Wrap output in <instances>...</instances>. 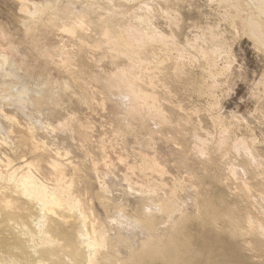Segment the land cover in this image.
<instances>
[{"label":"rangeland","instance_id":"1","mask_svg":"<svg viewBox=\"0 0 264 264\" xmlns=\"http://www.w3.org/2000/svg\"><path fill=\"white\" fill-rule=\"evenodd\" d=\"M60 1L59 0H54V1L53 0H0V34H1L0 35V37H1V39H0V58L2 59V60L0 59V62L2 61L0 63V110L2 111L1 112L2 114H0V143H1L0 144V155H1V153H3L4 156L8 155V157H10L13 160L14 158H12V157H15V154H14L15 152H13V149H16L18 147V145H16L18 143L16 141L17 137L23 136L26 133V131L28 130L27 128L32 129V132L35 131L33 129L36 128V131L33 134L34 138H35V136H36V138L40 137L38 139L35 138L37 141H39L41 139L38 142V144H40V142H42V144H45L44 146L45 147L47 146V148H50V150L44 149L45 152L44 153L41 152V153L45 157L44 158L42 157V159H41L39 157L40 155L42 156L41 153H40V155L37 156V155H35V153L30 152L29 151L30 147H28L29 150L27 149L24 151V153L26 155V156H23V158L26 157V158H24V160L31 162V161H34L36 159V157H39L41 160L39 158H37V159H38V161L39 160L41 161L40 164L41 163H44V164L43 165L41 164L42 165L41 166L38 161H34V162H36V164H37L36 170L40 173V170L42 172L45 169V167L48 165L47 163H45V161L48 159L51 160L50 151L52 150V152H55V151L58 152L61 149L60 151H62V152L60 154H62L65 161L66 162L70 161V163L72 165L80 168L82 176L83 177L86 176L85 179L89 178L91 180V183H92V180L93 181L95 180L96 183H94V182L93 183L96 184L97 187H99V185L104 186V187H102V189H104V190H102L101 193L98 192L99 195L105 196V198L101 197V199H103V201L105 202V204L107 205L108 208H110V206H112V208L115 207L114 208L115 211H114V209H111V208L109 209L112 212L111 211L109 212L108 209H105L106 215L109 213L108 216L110 217L111 220L113 218H115L116 216L122 217L121 219H117V220L119 222L121 221L125 225H126L125 221H128L129 220L128 218L132 217L130 215H134V210H135L134 208H136L138 206L139 202L142 201L141 199L145 197L144 195L148 194V196H146V198L143 199V201H147V204H149V208H150L149 211H151V208L154 209L158 197H164L165 194H168L173 189H174L175 193L177 194V195L176 194L175 195L178 196V197H175L177 200L181 199L184 201V199H186V201L188 200L187 202H189L191 198H192L191 201H193V199H194L193 197H195V191H196V193L200 192V190L202 188L201 186H203V185H205L204 186L205 189H207V188L211 189L210 191L207 189L210 193L211 192L212 193L221 192L223 195L226 196V199L229 202H232V201L235 202L237 199H240V200L242 199V201H243V198H244L243 194L245 197L248 196V197H246V199H248V201L250 200V202H249L250 204L248 206L250 208L248 209V207H245L242 205L244 208V211H249L250 209H253V207L257 205L256 207H254L253 210H250V212L252 213V211H253L252 216L255 219L256 218L258 219L259 216L261 215L259 220H261V219L264 220V214H260L262 212L264 213V207H263L264 206L263 205L264 204V199H263L264 198V52H261V50H258L255 47L253 41L246 35V33H245V31H244V29H243V27L239 21L235 20V25H232L230 22L225 20L223 15L226 13V11H228V9H226L228 7H225L226 6L225 5L223 8L224 4L220 3V0H169V1L168 0H166V1L165 0H148L151 5L153 4V6H152L153 10L155 9L154 14H153L154 16L152 19L153 22H155V23H153V24H155L156 27L158 28V30L161 31L163 34H165V35L167 34V36H169V37L173 36V38H175L174 43L178 45V46L177 45L173 46V43L172 44L169 43L170 46L172 45L171 47H173V49L167 48V50H171V51H168L170 53H167V51L166 52H164V51L162 52V51H158V50L156 51L158 53L161 52V54L166 53L164 55L170 56V57L168 56L170 59L167 58L169 61L166 59L165 62L163 63L164 65L161 64L164 67L160 65V68H158L159 70L156 69L157 68L156 66L161 59L160 56L163 57L164 55H159L158 53H156V55H158V56L155 55L156 58H153L152 56L148 57V60L150 58L151 61L149 60V62L147 61V63H150L149 65H151V66L153 65V67L154 66L156 67L154 70L156 74L154 72L151 74L150 71L152 72V70L154 68L151 67V69H152L151 70L150 66H147V65L145 66L146 62H144L145 64L142 63V65L140 63L141 66H139V63H138V65H136L137 67L135 66V67L130 68L129 67L130 64L127 63L128 62L127 59L122 58V56L119 57L118 54H116L117 52L115 50H111L108 47H106L105 41L107 40V37H105L103 34H101V30L99 29V26L97 25L98 21H96V18H97V20L99 19L100 14L102 15V18L104 20L109 19L110 15H112V13L108 12V10L106 9L107 6L110 4L108 2H106L105 0H104V4L107 5L106 7L102 6L101 7L102 9H99V12H97V14H95V15L92 14L93 17H92V15H89L87 18L84 19V21H85L86 19L89 20L88 18H90L89 22H86L87 21L86 20L84 23L86 25L85 29L90 27V28H88L89 31H84V32H87L89 34V36L91 34L90 37L88 36L87 33H85V34H87V35H85L84 32H83V34H80L77 32L78 35L76 34V36H75V34H74V37H75V40H74V37H72L73 34H68L69 32H66L65 29L62 28L63 26H61L64 24V22H66V19L63 18L61 15L60 16L57 15V16H59V20H60V17H61L62 21H63V19L65 20L64 22L59 21L60 22L59 23L57 16L55 15L53 17V15L51 14V11H52L51 9H50L51 10L50 13H49V11H47V13L51 14L53 18H51V15L49 17V14H46V16H45L44 13L41 16L39 15L40 17H38V14H37V16L36 15L30 16L33 14V12L35 11V8L37 6L38 7H41L43 5L45 6L46 2H50L51 6L54 8H55V6H54L55 4H59L57 6L60 7V9L61 8L65 9L64 6H66L68 3H70V4L72 3L71 4L72 9L71 10L69 9L70 8L68 6L69 4L67 5L69 7L68 9L70 11H72L74 8V11H78V12L80 11L81 12L85 8V7L83 8V6L81 5V2L78 0H76V2H75V0H73V1H70V0H63L62 1V0H60ZM77 1H78V4H77ZM99 1L102 2L103 0L102 1L101 0H95V2H97V3H100ZM137 1H136V3L135 2L134 3L133 2L132 3L126 2V3H130V4L126 5L124 3L125 5L124 4L121 5L122 8L117 7L120 10L122 9L121 12H122V14L124 13L125 15L118 14L116 16L115 15L113 16V18H114L113 20H115L117 18L116 21H114L115 23H113L114 25H116L117 21H119L117 23L116 27H118L119 24H120L119 26H123V24H125V23L127 24L128 21L130 20L129 18L131 17L129 13L137 12L135 10L140 5H143L144 2H148L147 0H145V1L142 0L143 2L141 0L138 2ZM153 1L155 3H151ZM249 1H250V4H253L252 0H248L247 2H249ZM55 2H57V3H55ZM115 2L117 3V1H115ZM75 4H77V5H75ZM101 4H103V2ZM78 5H80V8ZM157 5H158V7H160V9L157 7ZM57 6H56V8H58ZM161 6H162V8H161ZM181 6H183V7H181ZM219 6H220V8H219ZM169 7L171 10L175 9L172 12V15L170 18L165 16L166 14H163V12H162L164 9L165 10L169 9ZM75 9H77V10H75ZM123 9L124 10L128 9L129 11H124ZM120 10H119V12H120ZM130 10H132V11H130ZM53 12H55V11L53 10ZM107 13H108V18L106 16H104V14L107 15ZM109 13H111V14L109 15ZM128 14H129V16H126ZM93 18H94V20H93ZM173 19H175L176 21ZM54 20H56V23ZM165 20L167 21V23ZM40 21L42 24L40 23ZM121 21H122V23H121ZM35 22L38 25L35 24ZM43 22H44V24H43ZM57 22H58V24H57ZM94 22L96 24H94ZM174 22L177 23L178 26ZM51 23H52V25H51ZM61 23H63V24H61ZM160 23H161V25H160ZM27 24H29V26ZM53 24L55 25L54 27H53ZM59 24H61V25L59 26ZM262 24H264V22H262ZM23 25H24V27H23ZM32 25L34 26V29H33ZM94 25H97V26L95 27ZM35 26H37V28H35ZM30 27H31V29H29ZM44 27H45V30H44ZM94 27H95V29H94ZM61 28L64 29L63 30L64 35H63V33H61L62 32ZM48 29H49V31H48ZM52 29H54V30L52 31ZM88 29H86V30H88ZM90 29H91V31H90ZM188 29H190V30H188ZM26 30H27V32H26ZM32 30H34V32ZM38 30L41 31V33L43 32L45 35L43 33L41 34ZM50 30H51V32H50ZM211 31L213 33L217 34L219 37H222V35L224 36V37H222V39L224 38L223 40H225V43L227 44V46L229 45L228 47L226 46V48L230 51V53L228 54L229 57L227 56L226 58H223V57H225L223 55L222 58L219 57L217 59V65H218L217 66V72L215 71L217 74L213 72L214 77L212 75L207 77L208 76L207 74L203 75L204 72H207V71H205V67H204L205 61H203L204 60L202 57L203 55L200 56V54L204 50H207L208 48L211 47V46H209V37H210ZM92 32H93V34H92ZM38 33L41 34V36ZM26 34H27V36H26ZM46 34H49V35H46ZM50 34H52V35H50ZM92 35H93V37H92ZM101 35H102V37H101ZM77 36H79V37H77ZM87 36L89 37L90 40L88 39ZM94 37H96L97 40L99 37V39H100V41L98 40L99 43L102 42L99 44V46L101 47V45H102V47L104 49L102 48V50H101L100 47L98 48V47L93 46L95 42L98 46V42L96 41V38H94ZM101 38H103V39H101ZM195 38H196V40H195ZM51 39L53 41H51ZM197 39H199V40H197ZM185 40L188 42L186 43ZM84 41L86 44H84ZM191 41L193 43L195 42L196 46L198 45L197 46L198 50L195 47H193L194 44ZM79 42L81 45L78 44ZM197 42H199V43H197ZM32 43H34V44H32ZM47 43H49L50 45ZM59 43H61L63 45H61ZM190 43H192L193 45ZM53 44H54L55 48L57 47L56 49L54 48ZM57 44H59V45H57ZM104 44H105V47L103 46ZM31 45H33L32 46L33 49L31 47ZM44 45H45V47H44ZM82 45H86V46L83 47ZM89 45L91 46V48L94 47V48H97L98 50H100L101 52L102 51L103 52L102 53L100 51L98 52V50L97 49L95 50L94 48H92L93 49L92 50L89 48L90 47ZM188 45H191V46L187 47ZM201 45H202V47H201ZM7 46H8V48H7ZM42 46H43L44 50H43V48H41ZM87 46H88V48H87ZM176 46L178 49H180L182 47V49L185 50V55L182 54L183 55L182 62H183V67L185 69L182 68V70H180V71L175 70L174 66H172V64L175 65L176 61H177V55L175 53H177V54L179 53V51H177V48H175ZM185 46L187 47L188 51H186ZM199 46H200V48H199ZM39 48H40V50H39ZM75 48H77V49L80 48L81 50H78V51H80L81 54L79 52H77V50ZM194 48L197 51L194 50L195 51L194 52L193 51ZM202 48H204V49H202ZM16 49L18 52L16 51ZM41 49L43 50L42 52H41ZM61 49H63V50H61ZM73 50H75L74 52H77V53H74ZM106 50H108V51H106ZM109 51L112 54H110ZM190 51L193 53L190 54ZM58 52L59 53L62 52V53H64V55L62 53L59 54ZM49 53H51L52 56ZM69 53H71V54H69ZM186 53H189L188 57H187ZM78 54H79V56L76 57V55H78ZM40 55L42 57H40ZM87 55H89V56L87 57ZM197 55H199V58ZM43 56L45 57V60H44ZM47 56H50V57H47ZM105 56L107 59L105 58ZM21 57H22V59H21ZM25 57L28 59H25ZM68 57H70V58H68ZM110 57H112V58H110ZM157 57L158 58L160 57V58L157 59ZM50 58L52 61L50 60ZM62 58H64V59H62ZM115 58L117 59L116 62H115V60H116ZM151 58H153L154 60ZM171 58H172V60H171ZM189 58H192V59H189ZM3 59L5 60L4 63H3ZM7 59H8V61H7ZM100 59H102V60H100ZM155 59H157L158 62ZM23 60H24V62H23ZM26 61H29V62H26ZM70 61L71 62L73 61L72 64L74 63L73 64V66L75 65L74 67L71 65ZM85 61H87V62H85ZM93 61H94V63H93ZM153 61H156L157 64L155 65V62L153 64ZM196 61H197V63H196ZM201 61H203V62H201ZM228 61L231 63L229 64ZM108 62H109V64H108ZM151 62H152V64H151ZM37 63H38V65H37ZM47 63H48V65H46ZM116 63H118V64H116ZM121 63H123L122 65L125 66L124 68L121 66ZM170 63H171V65H169ZM193 63H195V64H193ZM128 64H129V66H128ZM1 65H3V66H1ZM61 65H62V68H61ZM143 65L147 69H145ZM192 65H193V67H192ZM222 65H224V66H222ZM43 66H45V67H43ZM98 66H100V67H98ZM126 66L129 67L128 68L129 70L130 69L133 70L132 73L134 71H136L138 73L137 74L136 72H134V73H136V75H139V74H141L142 76L144 75L143 77L141 75H139V76H141L140 81L142 82V84L141 83L137 84L138 87L140 86V90L143 91V93L148 88L147 92H145L144 94L147 93L148 95H151L152 92H154L151 96H154L156 98L157 108H159V110L160 109L162 110L161 111L162 115L163 114L166 115V116L163 115L164 118L162 117V119L164 121H166L167 117L170 116V118L168 117V119H171V120H167V122H164L161 120V118H157V117L150 115L149 112L146 111L148 109L143 110V108L141 109L142 112H141V110H139L140 112L138 111V115L137 114L134 115L136 117L135 118L134 116L129 115V113L127 111L125 112V110L123 108L126 106H124L123 105L124 103H122L124 101L119 99L118 97H116L115 95H117V94H115L114 91H112L110 89L111 94L108 93L109 92L108 91L109 90V84L107 83V81L105 82L104 78L106 80H108V78H111L110 76H113V74H115L116 71L118 73L119 71H121L120 69H122V68L125 69ZM226 66H228L227 70H225V68H224ZM55 67H56V69H55ZM58 67H60L59 70H58ZM66 67H68L70 71ZM115 67L117 70L115 69ZM117 67L120 69H118ZM140 67H141V69H143V68L145 69V71L143 69V72L144 73L146 72V74H144L141 71V69H138ZM229 67H230V70H229ZM64 68H65V70H64ZM74 68H75V70L79 69L81 72L79 70H78L79 72L73 70ZM170 68H172V69H170ZM186 68H188V69H186ZM60 69H63V72H65V74L64 73L61 74L62 70H60ZM81 69L84 71H82ZM128 69L126 68L125 70L129 71ZM135 69H137V70H135ZM148 69H150V71ZM161 69H162L161 73L164 72L163 74H161L159 72ZM201 69H203V71ZM222 69H224L225 71ZM47 70H50L49 72L52 73L53 78L51 76H49V75H51V73H49ZM67 70L69 72H67ZM165 70H166V72H165ZM74 71H75V73H74ZM176 71L178 73L181 71L182 72L180 74H178V73H176ZM220 71H221V73H220ZM169 72H171V73L169 74ZM199 72H201V74ZM47 74H48V76H47ZM104 74H105V76H104ZM175 74H176V76H175ZM220 74H221V77L218 76ZM91 75H92V77H89ZM78 76H80V77L78 78ZM152 76L154 77V80H152V78H153ZM203 76H205V77H203ZM97 77H98V79H97ZM100 77H102L101 78L102 80L100 79ZM155 77L156 78L158 77V78L156 79ZM142 78H144V81ZM145 78H147V79H145ZM150 78H151L152 82H150L151 81ZM48 79L50 81H48ZM188 79L190 80V84H189ZM46 80L49 82L48 84L46 83L47 82ZM65 80L69 83L67 84ZM89 80L91 81V85H90ZM156 80L158 82H156ZM162 80H163V82H162ZM191 80H193L195 82L192 81L193 82L192 83ZM207 80H209V81H207ZM214 80L216 81V83ZM93 81H95V82H93ZM99 82H100V84H99ZM173 82H175V84ZM54 83L57 85L55 86ZM157 83H160L161 86H160V84H157ZM102 84L104 87L105 86L108 87L106 89L107 91L105 90L106 87L104 88L102 86ZM143 84H145L146 86ZM150 84L152 86H150ZM50 85L52 87H50ZM95 85H97V86L95 87ZM141 86L142 87L145 86V87L142 88ZM154 86H155V88H153ZM101 87L103 88V90H100V89H102ZM161 87H162V89H161ZM156 88H158V89H156ZM88 90H91V91H88ZM212 90H213V92H211ZM202 92H204V93L202 94ZM168 94H169V96H168ZM105 95H107V96H105ZM166 96H168V97H166ZM47 98L49 99L48 101H46ZM38 101H40V102L38 103ZM41 102H42V104H40ZM120 102H121V104H119ZM114 103H115L116 107L111 105ZM151 105H152V103H151ZM48 106H49V108H48ZM117 107H118V110L120 109L122 111L121 112L118 111ZM115 110L117 112H115ZM143 111L145 113V117L143 115H140V114H144ZM182 111H183V113H182ZM126 113H128V116ZM70 114H71V116H70ZM147 114L150 116L149 117L150 119L148 117H146ZM167 114H169V115H167ZM108 115L110 118L108 117ZM209 115H211V116H209ZM10 116L12 117L11 119H10ZM68 116H70V117H68ZM73 116L75 117V119H73ZM102 116L104 119L102 118ZM114 116H115V118H113ZM121 116H123V117H121ZM129 116H130V118H129ZM5 117H7L8 121L5 120ZM88 117L91 119H89ZM116 117L118 120L116 119ZM122 118L125 119L123 122H122ZM147 118H148V120H147ZM12 119H14L13 122H12ZM72 119H73V121H72ZM115 119L117 121L114 122ZM136 120H138V121H136ZM139 121H141V123ZM169 121H171V122H169ZM14 122L15 123L18 122V123L15 124ZM21 124H22V126H21ZM86 124H88V125H86ZM16 125H17V127H16ZM167 125H169V126H167ZM217 125H218V127H217ZM23 126H24V129H23ZM25 126H27V128ZM140 126H142L141 127L142 129L145 128L146 131H144V130L141 131ZM147 126H149L150 130L148 129ZM15 127L18 130L15 129ZM121 127H122V129H121ZM146 127H147V129H146ZM160 127H161V129H160ZM11 128H12V132H10ZM19 128H20V130H19ZM82 129H84V130H82ZM224 129H225V131H224ZM23 130H25V132ZM118 130L121 131L119 135H118V133H119ZM152 131L156 132V133H153ZM177 131H179V132H177ZM145 132H146V134H145ZM22 133H24V134H22ZM20 134H22V135H20ZM143 134H145V135L143 136ZM148 134H151V136L154 138V140ZM153 134H155L157 136L155 137V135L153 136ZM85 137L86 138L88 137L87 138L88 140ZM147 137L150 139H147ZM158 137H160V138H158ZM196 137H198V138H196ZM164 138H165V141H164ZM85 139L89 143L84 141ZM236 139H237V141H236ZM172 140H173L174 144L172 143ZM175 140H176V142H175ZM222 140L224 142H226L227 140L228 141L226 143H224ZM163 141H164V143H163ZM231 141H232V143H231ZM2 142H3V145H2ZM44 142H46V143H44ZM195 142L196 143L198 142V143L196 144ZM218 142H220V143H218ZM5 143H7V145H5L7 147L4 146ZM9 143H10V145H9ZM239 143L242 145H240ZM42 144H40V145H42ZM223 144H225V145H223ZM227 144H228V146H227ZM54 145L56 146L57 149L55 148ZM217 145H218V147H217ZM219 145H220V149H219ZM246 145L247 146L249 145V146L246 148ZM83 146H86V147H84L86 149L82 148ZM11 147H13V149ZM174 147H176V149H174ZM193 147L194 148L196 147L197 150L196 149L194 150ZM121 148L122 149L124 148V150H122ZM165 148H167V149H165ZM198 148H199V150H198ZM232 148H234L235 150ZM248 148H249V150H248ZM67 149H69V150H67ZM88 149H89V151H88ZM138 149H139V151L141 149L142 150L140 152H138ZM189 149L191 151H189ZM200 149H201V151H200ZM226 149H228V150H226ZM242 149L246 150V152H244V150L241 151ZM9 151L12 153H10ZM48 151L50 154L46 153ZM152 151H153V153H152ZM219 151H220V153H219ZM5 152H7V153H5ZM123 152H125V154ZM158 152H159V154H158ZM176 152H178V153H176ZM222 152H224V153H222ZM227 152H228V154H227ZM65 153L69 154V155H66ZM85 153H87V155ZM137 154H138V156H137ZM148 154H150V155H148ZM155 154H156V156H155ZM164 154H166V155H164ZM167 154H168V156H167ZM177 154H179V155L177 156ZM28 155L33 156V158H35V159H33L32 157H30ZM47 155L48 156L50 155L49 158H47L48 157ZM180 155H182V156H180ZM253 155H254V157H251ZM67 156H68V158H67ZM85 156H88L90 158H87ZM125 156H126V158H125ZM157 156L159 159L157 158ZM165 156H167V157L165 158ZM122 157H124V158H122ZM248 157H249V159H248ZM17 158H21V157H17ZM23 158H21L20 160L23 161ZM133 158H134V160H133ZM168 158H170L171 160L170 159L168 160ZM76 159L78 160V162ZM204 159H205V162H204ZM214 159L215 160L217 159V160L215 161ZM18 160H17V162H19V163H16V164H20V160L19 161ZM42 160H45V161L43 162ZM108 160H110V161H108ZM117 160H118V162H117ZM145 160L146 161L152 160L153 162H156L160 166L162 173L159 171L160 173L155 172V174H151L149 172L150 170L143 169V168L147 167V164L146 165L142 164V163H145L144 162ZM80 161H82L83 163ZM85 161H87V162H85ZM120 161H121V163H120ZM211 161H213V162H211ZM222 161H223V163H222ZM173 162H174V164H173ZM166 163H167V166H165ZM176 163H178V165H176ZM181 163H183V164H181ZM94 164H95L98 172L96 171V169L93 170V172L95 173V171H96L97 173H99V174H97L96 178H92L93 176L96 175V174L94 175V173L91 171V169L95 168ZM98 164L103 166V167H101V166L97 167ZM210 164L211 165L213 164V166H211ZM214 164H216V165H214ZM220 164L222 166H220ZM107 165H108V167H107ZM141 165H144V167ZM206 165H207V167H206ZM43 166H45V167H43ZM119 167H121V168H119ZM134 167H135V169H134ZM48 168L46 167L47 170H45L46 171V174H45L46 177H48V175H50V173H51L50 172L47 175V171L50 170V169L48 170ZM104 168L106 170H104ZM217 168L218 169L220 168V170H218ZM226 168H229V169H226ZM100 169H101V173H100ZM110 169H112V170H110ZM114 169H116V171ZM250 169L252 170V172ZM83 171H84V174H83ZM103 171H104V174H103ZM226 171H228V172H226ZM107 172L109 174H107ZM179 172L183 176H181ZM85 173H89V174H85ZM105 173H106V175H105ZM122 173H123V175H122ZM148 173H150L149 177L151 178V180L147 176ZM210 174H212L213 178L215 176L216 180L213 183H212L213 180L211 178H209L211 176ZM43 175H44L43 172L41 174H39V176H41V178ZM90 175H93V176H90ZM140 175H142V176H140ZM155 175H156V177H155ZM222 175H224V176H222ZM87 176H89V177H87ZM106 176L108 178H106ZM132 176L135 179L132 178ZM143 176H145V177H143ZM122 177L125 181L122 179ZM142 177L144 179L146 178V180L142 179ZM147 177L149 178V180ZM179 177L181 180L179 179ZM182 177H184V178H182ZM188 177H190L191 180L188 179ZM45 178H43V179H45ZM169 178H171V179H169ZM194 178H196L197 180ZM222 178H224V179L222 180ZM89 179H86V180L88 181ZM98 179H100V181ZM162 179H164V180H162ZM140 180H141V183L139 184ZM195 180L197 181V184H196ZM209 180H210V182H209ZM142 181H147V182H144V184H143ZM159 181L162 184L159 183ZM181 181H183V182H181ZM262 181H263V183H262ZM100 182H103L102 183L103 185L99 184ZM227 182H229V183H227ZM146 183H148V185ZM171 183H173V184H171ZM180 183H181V185H180ZM208 183L211 186H212V184H214L212 186L213 188L211 186L208 187L209 186ZM141 184H143L144 186L142 185L143 187H140ZM178 184L180 185V187H178ZM183 184H184V187L182 186ZM86 185H88V184H85V185L81 184L80 185L81 187L78 189V193L80 192L79 195H82L81 199L84 200L83 202L85 204H87V203L92 204L93 203L94 206H93V204H92V206L95 208L96 207L95 195L97 196L98 193L96 194V192H93V189L88 188L89 186L86 187ZM149 185H151V186L148 189L151 191L153 190V192H154L153 193L150 191L152 194L149 192V190L144 189V187H148ZM197 185H198V187H196ZM206 185H207V188H206ZM152 186H154V187H152ZM175 186H176V188H175ZM83 187H84V189H85V187L88 189V190L86 189V191L90 195H88L84 189H81ZM181 187H182L183 191L182 190L180 191ZM93 188L95 191H97V189H95L96 187H93ZM157 188H161V189H157ZM204 188H202V190H204ZM89 189H91L92 191ZM142 189L144 191L145 190L146 191L144 192ZM248 189H250V190H248ZM98 190H100V189L98 188ZM164 190H166V191H164ZM246 190L248 192L252 191V192H249L250 195L248 194V192ZM82 191H84L86 194ZM140 191L143 193V195ZM255 191H256V193H254ZM190 192L192 194H189ZM234 192H236V193H234ZM91 193L92 194L95 193L93 198L91 197V196H93V195H91ZM200 193H203V192H200ZM83 194L86 195V198H85V195L83 196ZM149 194L151 196L153 194L154 195L152 197H150ZM241 195L243 198H240ZM260 196H261V199H260ZM179 197H181V198H179ZM187 197H189V198L187 199ZM87 198H90V199H87ZM93 199H94V201H93ZM146 199H148L150 201H148ZM91 200H92V202H91ZM254 203L255 204L257 203V204L254 205ZM150 204L152 205V207L150 206ZM120 206L123 207L125 213L127 212L126 219L123 217L122 214H121V216L118 215V214H120L119 212L116 213L117 211H119L118 208H120ZM182 208H183V205H182ZM257 209H259V210H257ZM119 217H116V218H119ZM174 217L176 219L177 215H175ZM174 217H172V219L171 218L168 219L167 220L168 222L166 221V223L164 221V224H166V225L162 226V228L166 229L167 225L169 227L171 224L169 221H171L173 224V221L175 220ZM116 218H115V220H116ZM110 219H109V221H110ZM263 220H261V221H263ZM254 254L257 255L256 253H254ZM262 258H261V260H264V256Z\"/></svg>","mask_w":264,"mask_h":264},{"label":"bare ground","instance_id":"2","mask_svg":"<svg viewBox=\"0 0 264 264\" xmlns=\"http://www.w3.org/2000/svg\"><path fill=\"white\" fill-rule=\"evenodd\" d=\"M54 1V0H53ZM60 1V0H59ZM63 1V0H62ZM73 1V0H70ZM81 2V5L83 6V10L80 12L78 11H74V8L72 11H70L71 8V4L68 3L67 5L70 7H65V9L58 7L57 5L59 4H55L57 2H55L54 7L51 6L50 2H46L45 6H41V7H36L35 11L33 12L32 15L30 16H37L40 17L43 13L45 14H49L51 11V14L53 15V17L56 15H61L63 18L66 19V22H64L65 20L63 19V21L59 20V16H57L58 22H64L59 24V26H63L62 28L65 29L66 32H69L68 34H73L72 37H74V34L76 36V34L78 35V33L83 34L84 31H89L85 29L86 25L84 24L85 18H87L89 15H95L97 14V12H99V9H102L101 7L104 6L106 7L107 5L104 4V0L102 1L103 4L97 3L95 2V0H78ZM77 1V4H78ZM106 2H108L110 5L107 6V10L108 12H111L112 15H110L111 13H109L110 17L107 20H104L102 18V15L100 14L99 19L96 21H98L97 25L99 26V29L101 30V34H103L105 37H107V40L105 41L106 47H108L111 50H115L118 54V56H122V58L127 59V63L128 66L131 67H135L136 65L139 66L142 65V63L146 62L145 66H150L153 67V65H149L150 63H147L148 57L152 56L153 58H156L155 55L157 50L158 51H164L167 53H170L168 51L171 50H167L172 48L170 46V44L173 43L174 45H177L174 43L175 38H173V36H167V34H163L161 31L158 30V28L156 27L155 22H153V14H154V10H153V4L151 5L150 2H144L143 5H140L135 11L137 12H132L129 13L130 14V20L128 21V23L123 24V26H119L116 27L117 23L119 21H117L116 25H114L113 23H115L113 20V16L118 15V14H122L121 10L118 8H122L121 5H123L124 3L130 4V3H126V2H135L137 0H105ZM117 1V3L115 2ZM140 1V0H138ZM137 1V2H138ZM142 1V0H141ZM145 1V0H144ZM166 1V0H165ZM169 1V0H168ZM248 0H220V3L224 4L225 7H228L226 9H228V11H226V13L223 15L225 20H227L228 22H230L232 25H235V20L239 21L240 24L242 25L246 35L253 41L255 47L258 50H261V52H264V24H262V22H264V0H252L253 4H250V1L247 2ZM61 2V1H60ZM76 2V0H75ZM74 2V3H75ZM79 2V3H80ZM123 2V3H122ZM143 2V1H142ZM26 3V2H25ZM59 3V2H58ZM63 3V2H62ZM151 3H155L154 1ZM160 3V2H159ZM219 3V4H220ZM75 4V5H77ZM124 4V5H125ZM138 4V3H137ZM142 4V3H141ZM61 5V4H60ZM135 5V4H134ZM156 5V4H155ZM221 5V4H220ZM56 6L59 8H56ZM62 6V5H61ZM80 8V5H78ZM138 6V5H137ZM172 6V5H171ZM25 7V6H24ZM77 7V6H76ZM118 7V8H117ZM129 7V6H128ZM135 7V6H134ZM158 7V5H157ZM176 7V6H175ZM183 7V6H181ZM70 10H69V9ZM133 8V7H132ZM160 9V7H158ZM162 8V6H161ZM165 8V7H164ZM168 8V7H167ZM220 8V6H219ZM222 8V9H223ZM51 9V10H50ZM82 9V8H81ZM135 9V8H134ZM173 9V8H172ZM53 10L56 12H53ZM77 10V9H75ZM120 10V12H119ZM124 10V9H123ZM163 10V9H162ZM175 10V9H174ZM174 10H171L170 7L169 9H164L162 12L163 14H166L165 16H167L168 18L171 17L172 12ZM22 11V10H21ZM25 11V10H24ZM47 11H49V13H47ZM124 11H129L124 10ZM123 11V12H124ZM132 11V10H130ZM134 11V10H133ZM225 11V10H224ZM46 12V13H45ZM157 12V11H156ZM27 13V12H26ZM101 13V12H100ZM104 13V12H103ZM127 13V12H126ZM23 14V13H22ZM49 14V17L50 15ZM126 15V16H129ZM40 15V16H39ZM51 15V18H53ZM92 15V17H93ZM122 15H125L124 13ZM29 16V17H30ZM104 16H106L108 18V13L107 15L104 14ZM162 16V15H161ZM37 17V18H38ZM121 17V16H120ZM32 18V17H31ZM44 18V17H43ZM122 18V17H121ZM33 19V18H32ZM31 19V20H32ZM56 19V18H55ZM56 19V20H57ZM90 20V18H88ZM125 19V18H124ZM157 19V18H156ZM160 19V18H159ZM162 19V18H161ZM34 20V19H33ZM32 20V21H33ZM36 20V19H35ZM40 20V19H39ZM56 20L55 23H56ZM89 20H87L86 22H89ZM94 20V18H93ZM155 20V19H154ZM175 20V19H173ZM42 21V20H41ZM40 21V23H41ZM53 21V22H54ZM166 21V20H165ZM176 21V20H175ZM47 22V21H46ZM45 22V23H46ZM52 22V21H51ZM57 22V24H58ZM59 22V23H60ZM93 22V21H92ZM34 23V22H33ZM48 23V22H47ZM46 23V24H47ZM122 23V21H121ZM167 23V21H166ZM175 23V22H174ZM35 24H37L35 22ZM34 24V25H35ZM42 24V23H41ZM44 24V22H43ZM87 24V23H86ZM91 24V23H90ZM94 24H96L94 22ZM164 24V23H163ZM177 24V23H175ZM22 25V24H21ZM29 26V24H27ZM38 25V24H37ZM52 25V23H51ZM85 25V26H84ZM97 25H94L95 27ZM161 25V23H160ZM55 25L53 24V27ZM91 26V25H90ZM93 26V25H92ZM175 26V25H174ZM178 26V24H177ZM24 27V25H23ZM33 29L34 26L32 25ZM46 27V26H45ZM44 27V30H45ZM51 27V26H50ZM58 27V26H57ZM56 27V28H57ZM94 27V29H95ZM35 28H37V26H35ZM43 28V27H42ZM47 28V27H46ZM61 28V29H62ZM92 28V27H91ZM171 28V27H170ZM25 29V28H24ZM31 29V27L29 28ZM28 29V30H29ZM40 29V28H39ZM50 29V28H49ZM48 29V31H49ZM62 32L63 33V30ZM85 29V30H84ZM93 29V30H94ZM186 29V28H185ZM43 30V29H42ZM47 30V29H46ZM54 29H52L53 31ZM190 30V29H188ZM31 31V30H30ZM34 32V30H32ZM39 31V30H38ZM56 31V30H55ZM91 31V29H90ZM95 31V30H94ZM27 32V30H26ZM41 33V31H39ZM51 32V30H50ZM78 32V33H77ZM190 32V31H189ZM215 32V31H214ZM43 33V32H42ZM41 33V34H42ZM87 32H84V34ZM3 34V33H2ZM39 34V33H38ZM41 34H39L41 36ZM44 34V33H43ZM59 34V33H58ZM66 34V33H65ZM88 34V33H87ZM85 34V35H87ZM93 34V32H92ZM225 34V33H224ZM1 35V34H0ZM37 35V34H36ZM45 35V34H44ZM49 35V34H46ZM52 35V34H50ZM64 35V33H63ZM186 35V34H185ZM226 35V34H225ZM4 36V35H3ZM25 36V35H24ZM27 36V34H26ZM30 36V35H29ZM32 36V35H31ZM89 36V34H88ZM87 36V37H88ZM91 36V34H90ZM89 36V37H90ZM95 36V35H94ZM33 37V36H32ZM49 37V36H48ZM79 37V36H77ZM76 37V38H77ZM88 37V39H89ZM93 37V35H92ZM102 37V35H101ZM198 37V36H197ZM222 37H224L222 35ZM222 37H219L217 34L213 33L212 31L210 32V37H209V46H211L210 48H208L207 50H204L201 54L203 55V61H205V71L203 75L207 74L209 76H213V72L216 73L217 72V59L220 57L222 58L223 55L226 58L228 56V54L230 53V51L226 48L227 44L225 43V40L222 39ZM29 38V37H28ZM40 38V37H39ZM38 38V39H39ZM96 38V37H94ZM1 39V37H0ZM4 39V38H3ZM27 39V38H26ZM79 39V38H78ZM93 39V38H92ZM91 39V40H92ZM103 39V38H101ZM187 39V38H186ZM37 40V39H36ZM49 40V39H48ZM56 40V39H55ZM73 40V39H72ZM75 40V37H74ZM90 40V39H89ZM98 40L100 41L99 37ZM97 40L98 42V46L96 44V42L94 43V47H100L99 44L102 43ZM196 40V38H195ZM194 40V41H195ZM199 40V39H197ZM9 41V40H8ZM26 41V40H25ZM51 41H53L51 39ZM186 41V40H185ZM38 42V41H37ZM41 42V41H40ZM39 42V43H40ZM58 42V41H57ZM77 42V41H76ZM83 42V41H82ZM81 42V43H82ZM93 42V41H92ZM188 41H186L187 43ZM192 42V41H191ZM38 43V44H39ZM54 43V42H53ZM91 43V42H90ZM170 43V44H169ZM179 43V42H178ZM193 43V42H192ZM190 43V44H192ZM199 43V42H197ZM11 44V43H10ZM34 44V43H32ZM45 44V43H44ZM49 44V43H47ZM61 44V43H59ZM57 44V45H59ZM79 45L80 42L78 43ZM84 44L85 41H84ZM105 44L103 45L105 47ZM169 44V45H168ZM189 44V43H188ZM194 46L197 50H198V45H195V42L193 43ZM192 44V45H193ZM37 45V44H36ZM43 45V44H42ZM50 45V44H49ZM63 45V44H61ZM92 45V44H91ZM96 45V46H95ZM33 45H31L32 47ZM54 46V44H53ZM76 46V45H75ZM83 47H85L86 45H82ZM90 46V45H89ZM170 46V47H169ZM178 46V45H177ZM177 46L175 48H177ZM184 46V45H183ZM191 45H188L187 47H189ZM229 46V45H228ZM227 46V47H228ZM11 47V46H10ZM15 47V46H14ZM13 47V48H14ZM38 47V46H37ZM45 47V45H44ZM82 47V48H83ZM92 47V48H94ZM187 47L185 46L186 51ZM202 47V45H201ZM8 48V46H7ZM12 48V49H13ZM43 48V46L41 47ZM48 48V47H47ZM51 48V47H50ZM55 48V46H54ZM57 48V47H56ZM55 48V49H56ZM67 48V47H66ZM88 48V46H87ZM90 49L91 46L89 47ZM102 45L100 47V49L102 50ZM180 48V47H179ZM184 48V47H183ZM191 48V47H190ZM193 49L196 50V49ZM200 48V46H199ZM33 49V47H32ZM36 49V48H35ZM34 49V50H35ZM38 49V48H37ZM68 49V48H67ZM77 50V52L80 53L81 50L80 48H75ZM95 50L97 48H94ZM104 49V48H103ZM107 49V48H106ZM204 49V48H202ZM15 50V49H14ZM40 50V48H39ZM44 50V48H43ZM41 49V52L43 51ZM58 50V49H57ZM63 50V49H61ZM69 50V49H68ZM83 50V49H82ZM93 50V49H92ZM98 50V49H97ZM175 50V49H174ZM196 50V51H197ZM17 51V49H16ZM52 51V50H51ZM75 50H73L74 52ZM100 50H98L99 52ZM108 51V50H106ZM177 51H179V53H175L177 55V61H176V66L172 64V66H174L175 70H182L183 67V62H182V58L183 55H185V50L182 49V47L180 49L177 48ZM176 51V52H177ZM18 52V51H17ZM21 52V51H20ZM37 52V51H36ZM63 52V51H62ZM61 52V53H62ZM66 52V51H65ZM74 52V53H77ZM85 52V51H84ZM101 52V51H100ZM103 52V51H102ZM101 52V53H102ZM112 52V51H111ZM195 52V51H194ZM57 53V52H56ZM59 53V52H58ZM59 53V54H61ZM110 53V51H109ZM115 53V52H114ZM193 53L190 51V54ZM197 53V52H196ZM200 53V52H199ZM16 54V53H15ZM48 54V53H47ZM51 54V53H49ZM64 55V53H62ZM71 54V53H69ZM81 54V53H80ZM83 54V53H82ZM90 54V53H89ZM112 54V53H110ZM159 55H164L166 53L161 54V52L158 53ZM172 54V53H171ZM187 57L189 53H186ZM17 55V54H16ZM21 55V54H20ZM43 55V54H42ZM73 55V54H72ZM71 55V56H72ZM86 55V54H85ZM84 55V56H85ZM179 55V56H178ZM181 55V56H180ZM2 56V55H1ZM52 56V54H51ZM61 56V55H60ZM70 56V57H71ZM74 56V55H73ZM79 56L76 55V57ZM89 55H87L88 57ZM112 56V55H111ZM158 56V55H156ZM169 55H164L163 57H161L160 61L158 62L157 59H159L157 57V62L153 61V64L155 62V65L157 64V68L154 66L152 72L150 71V69H148L150 71V73L152 74L153 72L155 73V68L158 69L160 68V65L163 64L165 62V60ZM199 58V55H197ZM30 57V56H29ZM40 57H42L40 55ZM44 57V56H43ZM50 57V56H47ZM68 57V58H70ZM92 57V56H91ZM90 57V58H91ZM179 57V58H178ZM193 57V56H192ZM229 57V56H228ZM3 58V57H2ZM65 58V57H64ZM62 58V59H64ZM72 58V57H71ZM82 58V57H81ZM84 58V57H83ZM106 58V56H105ZM109 58V57H108ZM112 58V57H110ZM151 58V59H153ZM174 58V57H173ZM1 59V58H0ZM22 59V57H21ZM25 59H28L25 57ZM34 59V58H33ZM41 59V58H40ZM53 59V58H52ZM59 59V58H58ZM73 59V58H72ZM71 59V60H72ZM107 59V58H106ZM116 59V58H115ZM170 59V58H169ZM186 59V58H185ZM184 59V60H185ZM192 59V58H189ZM194 59V58H193ZM196 59V58H195ZM2 60V59H1ZM36 60V59H35ZM34 60V61H35ZM45 60V57H44ZM48 60V59H47ZM46 60V61H47ZM51 60V58H50ZM70 60V59H69ZM102 60V59H100ZM104 60V59H103ZM109 60V59H108ZM111 60V59H110ZM154 60V59H153ZM168 60V59H167ZM172 60V58H171ZM170 60V61H171ZM197 60V59H196ZM226 60V59H225ZM4 59H3V63H4ZM8 61V59H7ZM30 61V60H29ZM26 61V62H29ZM52 61V60H51ZM50 61V62H51ZM57 61V60H56ZM66 61V60H65ZM106 61V60H105ZM117 61V59L115 60V62ZM151 61V60H150ZM169 61V60H168ZM167 61V62H168ZM192 61V60H191ZM194 61V60H193ZM200 61V60H199ZM201 61V62H203ZM220 61V60H219ZM2 62V61H1ZM0 62V63H1ZM24 62V60H23ZM69 62V61H68ZM71 62V61H70ZM73 62V61H72ZM71 62V65L73 66ZM87 62V61H85ZM120 62V61H119ZM172 62V61H171ZM188 62V61H187ZM225 62V61H224ZM229 62V61H228ZM2 63V64H3ZM43 63V62H42ZM53 63V62H52ZM94 63V61H93ZM111 63V62H110ZM114 63V62H113ZM141 63V65H140ZM185 63V62H184ZM197 63V61H196ZM231 62H229L230 64ZM68 64V63H67ZM66 64V65H67ZM88 64V63H87ZM91 64V63H90ZM109 64V62H108ZM118 64V63H116ZM115 64V65H116ZM123 63H121V66L124 68L125 66L122 65ZM152 64V62H151ZM166 64V63H165ZM195 64V63H193ZM226 64V63H225ZM36 65V64H35ZM38 65V63H37ZM42 65V64H41ZM48 65V63L46 64ZM57 65V64H56ZM70 65V66H71ZM92 65V64H91ZM113 65V64H112ZM120 65V64H119ZM164 65V64H163ZM161 65V66H163ZM171 65V63L169 64ZM3 66V65H1ZM55 66V65H54ZM60 66V65H59ZM68 66V65H67ZM75 66V65H74ZM73 66V67H74ZM88 66V65H87ZM96 66V65H95ZM144 66V65H143ZM144 66V68H145ZM167 66V65H166ZM186 66V65H185ZM196 66V65H195ZM201 66V65H200ZM224 66V65H222ZM229 66V65H228ZM228 66L224 67L225 70H227ZM45 67V66H43ZM50 67V66H49ZM100 67V66H98ZM112 67V66H111ZM114 67V66H113ZM129 67L126 66V68L128 69ZM137 67V66H136ZM164 67V66H163ZM189 67V66H188ZM193 67V65H192ZM2 68V67H1ZM4 68V67H3ZM42 68V67H41ZM40 68V69H41ZM60 67H58L59 70ZM62 68V65H61ZM68 70L69 68L66 67ZM76 68V67H75ZM75 68L73 70H75ZM97 68V67H96ZM118 68V67H117ZM120 69L121 71H119L115 74H113V76H110L111 78H108V80H105V82L107 81V83L109 84V94L110 91H114L116 97H118L119 99L123 100L124 103L123 105L126 106L123 109L125 110V112L127 111L129 113V115L134 116L135 114L138 115V111L141 110L143 108V110H146L147 112H149L150 115L157 117V118H161L162 121H164L162 119V117L164 118L163 115L165 114H161L162 110L159 108H157V100L154 96H151L154 92H152L151 95H148L147 93L144 94L145 92H147V89L145 90V92L143 93V91L140 90V86L138 87L137 84H142L141 80V76L136 75V73H132V69H128L129 71H126L125 69ZM143 68V69H144ZM149 68V67H148ZM162 68V67H161ZM168 68V67H167ZM201 68V67H200ZM44 69V68H43ZM50 69V68H49ZM56 69V67H55ZM77 69V68H76ZM99 69V68H98ZM97 69V70H98ZM103 69V68H102ZM116 69V67H115ZM138 69H141L138 68ZM143 69H141V71L143 72ZM147 69V68H145ZM144 69V71H145ZM163 69V68H162ZM162 69L159 71L161 73ZM172 69V68H170ZM185 69V68H184ZM188 69V68H186ZM190 69V68H189ZM57 70V71H58ZM61 74H65V72H63V69ZM65 70V68H64ZM67 70V72H69ZM79 70V69H78ZM75 70V71H78ZM82 70V69H81ZM100 70V69H99ZM117 70V69H116ZM137 70V69H135ZM147 70V71H148ZM159 70V69H158ZM203 71V69H201ZM221 70V69H220ZM224 70V69H222ZM224 70V71H225ZM230 70V67H229ZM34 71V70H33ZM42 71V70H41ZM48 72L50 70H47ZM74 71V73H75ZM80 71V70H79ZM78 71V72H79ZM84 71V70H82ZM157 71V70H156ZM169 71V70H168ZM216 71V72H215ZM61 72V71H60ZM66 72V73H67ZM81 72V71H80ZM166 72V70H165ZM172 72V71H171ZM169 72V74L171 73ZM174 72V71H173ZM182 72V71H181ZM181 72H177L178 74H180ZM47 73V72H46ZM51 73V72H49ZM48 73V74H49ZM73 73V74H74ZM96 73V72H95ZM111 73V72H110ZM144 73V72H143ZM158 73V72H157ZM164 73V72H163ZM161 73V74H163ZM168 73V72H167ZM188 73V72H187ZM201 74V72H199ZM219 73V72H218ZM221 73V71H220ZM227 73V72H226ZM47 74V76H48ZM80 74V73H79ZM138 74V73H137ZM146 74V72L144 73ZM156 74V73H155ZM168 74V75H169ZM217 74V73H216ZM225 74V73H224ZM223 74V75H224ZM88 75V74H87ZM90 75V74H89ZM150 75V74H149ZM148 75V76H149ZM160 75V74H159ZM166 75V74H165ZM173 75V74H172ZM182 75V74H181ZM188 75V74H187ZM52 77V73L51 75H49ZM98 76V75H97ZM105 76V74H104ZM103 76V77H104ZM107 76V75H106ZM139 76V77H138ZM144 76V75H143ZM142 76V77H143ZM176 76V74H175ZM217 76V75H216ZM221 77V74L218 75ZM80 76H78L79 78ZM89 77H92L89 76ZM99 77V76H98ZM97 77V79H98ZM153 77V76H152ZM169 77V76H168ZM195 77V76H194ZM205 77V76H203ZM214 77V76H213ZM50 78V77H49ZM53 78V77H52ZM102 77H100L101 79ZM156 78V77H155ZM158 78V77H157ZM156 78V79H157ZM188 78V77H187ZM186 78V79H187ZM199 78V77H198ZM197 78V79H198ZM89 79V78H88ZM92 79V78H91ZM90 79V80H91ZM96 79V80H97ZM144 81V78H142ZM147 79V78H145ZM161 79V78H160ZM192 79V78H191ZM204 79V78H203ZM209 79V78H208ZM214 79V78H213ZM89 80V81H90ZM93 80V79H92ZM95 80V81H96ZM102 80V79H101ZM151 80V78H150ZM152 80H154V77L152 78ZM152 80L150 82H152ZM176 80V79H175ZM189 80V79H188ZM47 81V80H46ZM48 81H50L48 79ZM46 82L47 84L49 82ZM66 81V80H65ZM84 81V80H83ZM86 81V80H85ZM93 81V82H95ZM148 81V80H147ZM161 81V80H160ZM182 81V80H181ZM193 80H191L192 82ZM209 81V80H207ZM215 81V80H214ZM53 82V81H52ZM51 82V83H52ZM55 82V81H54ZM156 82H158L156 80ZM163 82V80H162ZM178 82V81H177ZM195 82V81H193ZM192 82V83H193ZM211 82V81H210ZM66 83L68 84L69 82L66 81ZM146 83V82H145ZM161 83V82H160ZM157 83V84H160ZM165 83V82H164ZM175 84V82H173ZM188 83V82H187ZM216 83V81H215ZM214 83V84H215ZM55 84V83H54ZM88 84V83H87ZM100 84V82H99ZM189 84H190V80H189ZM196 84V83H195ZM205 84V83H204ZM213 84V85H214ZM53 85V84H52ZM57 84H55L56 86ZM79 85V84H78ZM90 85H91V81H90ZM145 85V84H143ZM149 85V84H148ZM173 85V84H172ZM183 85V84H182ZM206 85V84H205ZM209 85V84H208ZM211 85V84H210ZM212 85V86H213ZM54 86V87H55ZM94 86V85H93ZM97 85H95L96 87ZM103 86V84H102ZM146 86V85H145ZM143 86V87H145ZM150 86H152L150 84ZM161 86V84H160ZM159 86V87H160ZM163 86V85H162ZM191 86V85H190ZM216 86V85H215ZM50 87H52L50 85ZM53 87V88H54ZM104 87V86H103ZM106 87V88H105ZM105 90L108 88L107 86H105ZM142 87V86H141ZM142 87V88H143ZM158 87V88H159ZM180 87V86H179ZM209 87V86H208ZM93 88V87H92ZM100 88V87H99ZM102 88V87H101ZM150 88V87H149ZM155 88V86L153 87ZM156 88V89H158ZM182 88V87H181ZM205 88V87H204ZM214 88V87H213ZM55 89V88H54ZM90 89V88H89ZM111 89V90H110ZM162 89V87H161ZM184 89V88H183ZM197 89V88H196ZM208 89V88H207ZM206 89V90H207ZM210 89V88H209ZM212 89V88H211ZM218 89V88H217ZM100 90H103L100 89ZM155 90V89H154ZM153 90V91H154ZM186 90V89H185ZM202 90V89H201ZM215 90V89H214ZM91 91V90H88ZM107 91V90H106ZM168 91V90H167ZM205 91V90H204ZM105 92V91H104ZM163 92V91H162ZM213 92V90L211 91ZM113 93V92H112ZM204 92H202L203 94ZM102 94V93H101ZM165 94V93H164ZM167 94V93H166ZM170 94V93H169ZM168 94V96H169ZM194 94V93H193ZM210 94V93H209ZM108 95V94H107ZM105 95V96H107ZM114 95V94H113ZM162 95V94H161ZM201 95V94H200ZM212 95V94H211ZM114 96V97H115ZM163 96V95H162ZM166 96V97H168ZM111 97V96H110ZM212 97V96H211ZM114 99V98H113ZM116 99V98H115ZM118 99V100H119ZM160 99V98H159ZM49 99L47 98L46 101H48ZM42 101V100H41ZM109 101V100H108ZM152 101V102H151ZM40 101H38L39 103ZM51 102V101H50ZM112 102V101H111ZM121 102L119 104H121ZM152 105H151V103ZM105 103V102H104ZM116 103V102H115ZM111 104L112 106L116 105ZM163 103V102H162ZM165 103V102H164ZM42 104V102L40 103ZM118 104V105H119ZM104 105V104H103ZM106 105V104H105ZM159 105V104H158ZM161 105V104H160ZM164 105V104H163ZM162 105V106H163ZM212 105V104H211ZM214 105V104H213ZM42 106V105H41ZM40 106V107H41ZM45 106V105H44ZM50 106V105H49ZM48 106V108H49ZM168 106V105H167ZM104 107V106H103ZM120 107V106H119ZM123 107V106H122ZM172 107V106H171ZM175 107V106H174ZM210 107V106H209ZM121 108V107H120ZM104 109V108H103ZM108 109V108H107ZM106 109V110H107ZM110 109V108H109ZM122 109V108H121ZM118 110V107H117ZM211 110V109H210ZM118 111H122V110H118ZM145 111V112H146ZM181 111V110H180ZM179 111V112H180ZM2 111L0 110V114ZM113 112V111H112ZM115 112H117L115 110ZM140 112V111H139ZM142 112V110H141ZM4 113V112H3ZM128 113L127 116H128ZM144 113V111H143ZM175 113V112H174ZM183 113V111H182ZM195 113V112H194ZM5 114V113H4ZM112 114V113H111ZM125 114V113H124ZM107 115V114H106ZM114 115V114H113ZM143 115L145 117V113L144 114H140ZM148 115V114H147ZM146 117H150L149 115ZM169 115V114H167ZM71 116V114H70ZM68 116V117H70ZM85 116V115H84ZM166 116V115H165ZM211 116V115H209ZM109 117V115H108ZM120 117V116H119ZM123 117V116H121ZM135 117V116H134ZM170 118V116H168ZM167 120H171L168 119ZM12 117L10 116V119ZM89 118V117H88ZM103 118V116H102ZM110 118V117H109ZM112 118V117H111ZM115 118V116L113 117ZM130 118V116H129ZM136 118V117H135ZM142 118V117H141ZM147 118V120H148ZM73 119H75V117L73 116ZM72 119V121H73ZM91 119V118H89ZM104 119V118H103ZM117 119V117H116ZM114 120L117 121V120ZM132 119V118H131ZM143 119V118H142ZM150 119V118H149ZM217 119V118H216ZM5 120L8 121L7 117H5ZM14 119H12L13 122ZM68 120V119H67ZM71 120V119H70ZM125 119L122 118V122ZM127 120V119H126ZM141 120V119H140ZM157 120V119H156ZM164 121V122H167ZM76 121V120H75ZM79 121V120H78ZM131 121V120H130ZM133 121V120H132ZM138 121V120H136ZM68 122V121H67ZM90 122V121H89ZM121 122V121H120ZM121 122V123H122ZM134 122V121H133ZM141 123V121H139ZM171 122V121H169ZM15 123V122H14ZM18 123V122H16ZM15 123V124H16ZM70 123V122H69ZM93 123V122H92ZM117 123V122H116ZM220 123V122H219ZM71 124V123H70ZM80 124V123H79ZM91 124V123H90ZM89 124V125H90ZM130 124V123H129ZM128 124V125H129ZM133 124V123H132ZM159 124V123H158ZM18 125V124H17ZM16 125V127H17ZM61 125V124H60ZM73 125V124H72ZM78 125V124H77ZM81 125V124H80ZM85 125V124H84ZM88 125V124H86ZM20 126V125H19ZM18 126V127H19ZM22 126V124H21ZM67 126V125H66ZM82 126V125H81ZM91 126V125H90ZM127 126V125H126ZM125 126V127H126ZM134 126V125H133ZM150 126V125H149ZM149 126L148 129H149ZM169 126V125H167ZM214 126V125H213ZM223 126V125H222ZM15 127V129H17ZM27 128V126H25ZM73 127V126H72ZM129 127V126H128ZM142 126H140L141 128ZM146 127V129H147ZM173 127V126H172ZM218 127V125H217ZM216 127V128H217ZM133 128V127H132ZM131 128V129H132ZM135 128V127H134ZM164 128V127H163ZM166 128V127H165ZM171 128V127H170ZM24 129V126H23ZM28 130L26 131V133H22L24 134L21 137H17V144L18 147L16 149H13V147H11L13 149V152H15V157L13 160L8 157V155H3V153H1V157H0V264H264V260H261V258L264 256V220L261 221L259 220V218L261 217V215L259 216V218L255 219L252 216V213L250 212V210H253L254 207H256L257 203L254 205L253 209H250L249 211H244L243 206L248 207L249 206V202L248 199H246V197L248 196H244V192L243 197L241 195L240 198L242 199H237L235 202H229L226 199V196L223 195L221 192H214V193H210L209 191L211 190L210 188H204L205 185L201 186L202 188H204V190H200V192L203 193H196L195 191V197H193V201L187 202L186 199L181 200H177L175 197L177 194L175 193L174 189L172 191H170L168 194H165L164 197H158L156 205L153 208H149V204H147V201H143V199L146 198L147 195H144L138 204V206L136 208H134V215H130L132 216L131 218L129 217L126 222V225L124 223H122L121 221L119 222L117 219H121L122 217L119 218H113L112 220L110 219V217L108 216L109 213L106 215V211L105 209H114L115 207L112 208V206H110V208L107 207V205L105 204V202L103 201V199H101V197L105 198V196L99 195V193L102 192V187L99 185V187H97L95 180H91L89 178L88 181L85 179V177L82 176L81 173V169L72 165L70 163V161H65L64 157L62 156V154H60L62 151H55L52 152V150L50 151L51 153V160H42L43 162L45 161V163H47L48 165L46 166L48 168L49 171H47V175L48 173H50V175H48V177H46V167L45 169L42 171L43 175L42 178L41 176H39V174H41V170L40 173L36 170L37 169V164L34 161H38L37 158H44L45 156L42 154L45 152V150H50V148H47V146L45 147V144H42V142H40V144H38L39 141H37L36 139L40 138H34L33 134L36 131V128H34L32 132V129L27 128ZM30 129V130H29ZM120 129V128H119ZM122 129V127H121ZM120 129V130H121ZM161 129V127H160ZM12 132V128L10 129ZM18 130V129H17ZM20 130V128H19ZM26 130V129H25ZM25 130H23L25 132ZM84 130V129H82ZM116 130V129H115ZM133 130V129H132ZM141 131L145 130L144 129H140ZM150 130V129H149ZM148 130V131H149ZM164 130V129H163ZM166 130V129H165ZM174 130V129H173ZM223 130V129H222ZM227 130V129H226ZM80 131V130H79ZM119 131V130H118ZM135 131V130H134ZM175 131V130H174ZM225 131V129H224ZM223 131V132H224ZM15 132V131H14ZM18 132V131H17ZM68 132V131H67ZM83 132V131H82ZM81 132V133H82ZM88 132V131H87ZM86 132V133H87ZM92 132V131H91ZM121 131H119L118 135L120 134ZM151 132V131H150ZM153 132V131H152ZM179 132V131H177ZM19 133V132H18ZM38 133V132H37ZM85 133V134H86ZM156 133V132H153ZM193 133V132H192ZM20 134V135H22ZM80 134V133H79ZM84 134V135H85ZM146 134V132H145ZM143 134V136L145 135ZM9 135V134H8ZM16 135V134H15ZM83 135V134H82ZM87 135V134H86ZM151 136V134H148ZM155 134H153L154 136ZM163 135V134H162ZM188 135V134H187ZM157 135H155L156 137ZM184 136V135H183ZM193 136V135H192ZM198 136V135H197ZM223 136V135H222ZM146 137V136H145ZM161 137V136H160ZM158 137V138H160ZM180 137V136H179ZM190 137V136H189ZM11 138V137H10ZM86 138V137H85ZM88 138V137H87ZM86 138V139H87ZM151 138H153L151 136ZM184 138V137H183ZM194 138V137H193ZM198 138V137H196ZM225 138V137H224ZM229 138V137H228ZM227 138V139H228ZM5 139V138H4ZM13 139V138H12ZM86 139L84 141H86ZM147 139H150L147 137ZM178 139V138H177ZM186 139V138H185ZM88 140V139H87ZM154 140V138H153ZM174 140V139H173ZM172 140V143H173ZM192 140V139H191ZM195 140V139H194ZM202 140V139H201ZM225 140V139H224ZM235 140V139H234ZM37 141V142H36ZM43 141V140H42ZM83 141V140H82ZM156 141V140H155ZM165 141V138H164ZM163 141V143H164ZM189 141V140H188ZM223 141V140H222ZM228 141V140H227ZM226 141V142H227ZM237 141V139H236ZM243 141V140H242ZM12 142V141H11ZM88 142V141H86ZM153 142V141H152ZM170 142V141H169ZM176 142V140H175ZM183 142V141H182ZM194 142V141H193ZM224 142V141H223ZM224 142V143H226ZM235 142V141H234ZM239 142V141H238ZM46 143V142H44ZM89 143V142H88ZM162 143V144H163ZM196 143V142H195ZM198 143V142H197ZM196 143V144H197ZM220 143V142H218ZM222 143V142H221ZM232 143V141H231ZM236 143V142H235ZM245 143V142H244ZM1 144V143H0ZM156 144V143H155ZM158 144V143H157ZM160 144V143H159ZM174 144V143H173ZM238 144V143H237ZM240 144V143H239ZM3 145V142H2ZM7 145V143L4 144V146ZM10 145V143H9ZM13 145V144H12ZM15 145V146H16ZM87 145V144H86ZM190 145V144H189ZM192 145V144H191ZM195 145V144H194ZM222 145V144H221ZM225 145V144H223ZM242 145V144H240ZM245 145V144H244ZM55 146V145H54ZM161 146V145H160ZM174 146V145H173ZM176 146V145H175ZM188 146V145H187ZM186 146V147H187ZM228 146V144H227ZM226 146V147H227ZM249 146V145H248ZM246 145V148L248 147ZM7 147V146H5ZM28 147H30V150L28 149ZM52 147V146H51ZM86 146H83L82 148H84ZM159 147V146H158ZM191 147V146H190ZM218 147V145H217ZM225 147V148H226ZM237 147V146H236ZM47 148V149H46ZM54 148V147H53ZM52 148V149H53ZM56 148V146H55ZM63 148V147H62ZM139 148V147H138ZM145 148V147H144ZM163 148V147H162ZM161 148V149H162ZM171 148V147H170ZM194 148V147H193ZM192 148V149H193ZM238 148V147H237ZM236 148V149H237ZM5 149V148H4ZM8 149V148H7ZM29 150L32 153H35V155H40V153L42 154V156L40 155L39 157L33 158L35 159L34 161H25L23 156H26L24 151L25 150ZM45 149V150H44ZM57 149V148H56ZM86 149V148H84ZM97 149V148H96ZM95 149V150H96ZM120 149V148H119ZM122 149V148H121ZM148 149V148H147ZM167 149V148H165ZM174 149H176V147H174ZM191 149V148H190ZM189 149V151H191ZM197 150V148L195 147L194 150ZM219 149H220V145H219ZM224 149V148H223ZM234 149V148H232ZM231 149V150H232ZM251 149V148H250ZM69 150V149H67ZM124 150V148L122 149ZM142 150V149H141ZM140 150V151H141ZM199 150V148H198ZM228 150V149H226ZM235 150V149H234ZM244 149H242L241 151H243ZM249 150V148H248ZM11 151V150H10ZM9 151V152H10ZM54 151V150H53ZM85 151V150H84ZM89 151V149H88ZM134 151V150H133ZM132 151V152H133ZM138 149V152H140ZM144 151V150H143ZM148 151V150H147ZM151 151V150H150ZM155 151V150H154ZM164 151V150H163ZM176 151V150H175ZM180 151V150H179ZM178 151V152H179ZM187 151V150H186ZM201 151V149H200ZM120 152V151H119ZM162 152V151H161ZM165 152V151H164ZM176 152V153H178ZM184 152V151H183ZM225 152V151H224ZM222 152V153H224ZM232 152V151H231ZM230 152V153H231ZM244 152H246V150H244ZM7 153V152H5ZM12 153V152H10ZM47 154L49 153L46 152ZM45 153V154H46ZM49 153V154H50ZM88 153V152H87ZM87 153H85L87 155ZM125 154V152H123ZM143 153V152H142ZM146 153V152H145ZM150 153V152H149ZM153 153V151H152ZM157 153V152H156ZM167 153V152H166ZM169 153V152H168ZM194 153V152H193ZM220 153V151H219ZM252 153V152H251ZM66 154V153H65ZM121 154V153H120ZM135 154V153H134ZM141 154V153H140ZM159 154V152H158ZM228 154V152H227ZM4 157H3V156ZM69 155V154H66ZM150 155V154H148ZM166 155V154H164ZM179 154H177L178 156ZM230 155V154H229ZM252 155V154H251ZM7 156V157H6ZM14 156V155H13ZM48 156V155H47ZM50 156V155H49ZM49 156L47 158H49ZM102 156V155H101ZM138 156V154H137ZM145 156V155H144ZM156 156V154H155ZM168 156V154H167ZM165 156V158L167 157ZM182 156V155H180ZM204 156V155H203ZM17 157H21L23 158V161L20 160L21 158H17ZM87 158H90L88 156H85ZM93 157V156H92ZM108 157V156H107ZM146 157V156H145ZM202 157V156H201ZM251 157H254L251 156ZM31 158V159H32ZM39 158V159H40ZM46 158V159H47ZM68 158V156H67ZM102 158V157H101ZM124 158V157H122ZM126 158V156H125ZM141 158V157H140ZM149 158V157H148ZM158 158V156H157ZM195 158V157H194ZM193 158V159H194ZM222 158V157H221ZM20 160V164H16L19 163L17 162V160ZM32 159V160H33ZM40 159V160H41ZM120 159V158H119ZM159 159V158H158ZM170 158H168L169 160ZM175 159V158H174ZM206 159V158H205ZM204 159V162H205ZM249 159V157H248ZM251 159V158H250ZM257 159V158H256ZM15 160V161H14ZM18 160V161H19ZM38 161L39 164L41 161ZM50 160V161H49ZM77 160V159H76ZM75 160V161H76ZM94 160V159H93ZM92 160V161H93ZM127 160V159H126ZM134 160V158H133ZM142 160V159H141ZM167 160V159H166ZM171 160V159H170ZM215 160V159H214ZM217 160V159H216ZM215 160V161H216ZM219 160V159H218ZM222 160V159H221ZM253 160V159H252ZM91 161V162H92ZM104 161V160H103ZM110 161V160H108ZM107 161V162H108ZM184 161V160H183ZM208 161V160H207ZM251 161V160H250ZM37 162V163H38ZM78 162V160H77ZM82 162V161H80ZM87 162V161H85ZM105 162V161H104ZM118 162V160H117ZM136 162V161H135ZM143 162V161H142ZM141 162V163H142ZM145 163H142L144 165L147 164L146 168H142L146 169V170H150L149 172L151 174H155V172H161V168L160 166L156 163L153 162L152 160H145ZM165 162V161H164ZM167 162V161H166ZM175 162V161H174ZM173 162V164H174ZM186 162V161H185ZM213 162V161H211ZM210 162V163H211ZM255 162V161H254ZM73 163V162H72ZM75 163V162H74ZM83 163V162H82ZM90 163V162H89ZM109 163V162H108ZM121 163V161H120ZM133 163V162H132ZM131 163V164H132ZM184 163V162H183ZM181 163V164H183ZM187 163V162H186ZM223 163V161H222ZM232 163V162H231ZM42 165L44 163H41ZM40 164V165H41ZM93 164V163H92ZM112 164V163H111ZM139 164V163H138ZM185 164V163H184ZM202 164V163H201ZM207 164V163H206ZM218 164V163H217ZM256 164V163H255ZM39 165V166H40ZM41 165V166H42ZM104 165V164H103ZM176 165H178V163H176ZM211 165V164H210ZM216 165V164H214ZM93 166V165H92ZM95 166V164H94ZM93 166V167H94ZM101 165L98 164L97 167H100ZM110 166V165H109ZM120 166V165H119ZM122 166V165H121ZM132 166V165H131ZM167 166V163L166 165ZM170 166V165H169ZM213 166V164L211 165ZM220 166H222L220 164ZM230 166V165H229ZM234 166V165H233ZM103 167V166H101ZM108 167V165H107ZM127 167V166H126ZM171 167V166H170ZM185 167V166H184ZM207 167V165H206ZM106 168V167H105ZM104 168V170H106ZM110 168V167H109ZM121 168V167H119ZM132 168V167H131ZM180 168V167H179ZM178 168V169H179ZM216 168V167H215ZM222 168V167H221ZM230 168V167H229ZM226 168V169H229ZM43 169V168H42ZM96 169V166L94 169H91V171L93 172V170ZM108 169V168H107ZM135 169V167H134ZM141 169V168H140ZM142 169V170H143ZM218 169V168H217ZM258 169V168H257ZM87 170V169H86ZM85 170V171H86ZM112 170V169H110ZM116 171V169H114ZM128 170V169H127ZM130 170V169H129ZM133 170V169H132ZM137 170V169H136ZM180 170V169H179ZM191 170V169H190ZM220 170V168L218 169ZM251 170V169H250ZM259 170V169H258ZM90 171V170H89ZM97 171V169H96ZM95 171L94 175H90L93 176L92 178H96L97 173ZM131 171V170H130ZM144 171V170H143ZM196 171V170H195ZM88 172V171H87ZM113 172V171H112ZM136 172V171H135ZM142 172V171H141ZM154 172V173H153ZM159 172V173H160ZM171 172V171H170ZM181 172V171H180ZM179 172V173H180ZM194 172V171H193ZM219 172V171H218ZM217 172V173H218ZM224 172V171H223ZM228 172V171H226ZM252 172V170H251ZM39 173V174H38ZM100 173H101V169H100ZM132 173V172H131ZM138 173V172H137ZM143 173V172H142ZM150 173H148V177L150 175ZM162 173V172H161ZM176 173V172H175ZM184 173V172H183ZM255 173V172H254ZM259 173V172H258ZM84 174V171H83ZM85 174H89V173H85ZM104 174V171H103ZM107 174H109L107 172ZM118 174V173H117ZM205 174V173H204ZM207 174V173H206ZM220 174V173H219ZM253 174V173H252ZM106 175V173H105ZM123 175V173H122ZM139 175V174H138ZM162 175V174H161ZM174 175V174H173ZM176 175V174H175ZM181 176H183L180 173ZM195 175V174H194ZM211 176L209 178H211L213 181L212 183L216 180L215 176L213 178L212 174H210ZM231 175V174H230ZM121 176V175H120ZM142 176V175H140ZM152 176V175H151ZM180 176V177H181ZM197 176V175H196ZM205 176V175H204ZM224 176V175H222ZM228 176V175H227ZM46 177V178H45ZM89 177V176H87ZM102 177V176H101ZM105 177V176H104ZM126 177V176H125ZM145 177V176H143ZM142 177V179H144ZM147 177V178H148ZM156 177V175H155ZM154 177V178H155ZM160 177V176H159ZM173 177V176H172ZM179 177V179H180ZM186 177V176H185ZM208 177V176H207ZM232 177V176H231ZM45 178V179H43ZM91 178V179H92ZM106 178H108L106 176ZM121 178V177H120ZM132 178H134L132 176ZM150 178V177H149ZM148 178V180H149ZM184 178V177H182ZM202 178V177H201ZM101 179V178H100ZM100 179H98L100 181ZM123 179V177H122ZM135 179V178H134ZM137 179V178H136ZM141 179V178H140ZM153 179V178H152ZM171 179V178H169ZM188 179H190V177H188ZM196 179V178H194ZM193 179V180H194ZM224 178H222L223 180ZM102 180V179H101ZM124 180V179H123ZM139 180V179H138ZM146 180V178L144 179ZM151 180V178H150ZM158 180V179H157ZM164 180V179H162ZM161 180V181H162ZM173 180V179H172ZM181 180V179H180ZM191 180V179H190ZM189 180V181H190ZM197 180V179H196ZM195 180L196 184L197 181ZM199 180V179H198ZM227 180V179H226ZM234 180V179H233ZM98 181V182H99ZM125 181V180H124ZM169 181V180H168ZM185 181V180H184ZM205 181V180H204ZM232 181V180H231ZM94 182V183H93ZM144 182L147 181H142V183L144 184ZM163 182V181H162ZM167 182V181H166ZM183 182V181H181ZM194 182V181H193ZM200 182V181H199ZM198 182V183H199ZM203 182V181H202ZM210 182V180H209ZM217 182V181H216ZM103 182H100L99 184H102ZM123 183V182H122ZM125 183V182H124ZM138 183V182H137ZM141 183V180L139 182V184ZM159 183H161L159 181ZM174 183V182H173ZM171 183V184H173ZM185 183V182H184ZM229 183V182H227ZM263 183V181H262ZM81 184H88L86 185V187L93 189V192H96V194L98 193V195H95V202H96V207L94 208V204L92 206L91 203H87L85 204L81 198L82 195H79L78 193V189L81 187ZM136 184V183H135ZM134 184V185H135ZM141 184L140 187H143L144 185ZM148 185V183H146ZM162 184V183H161ZM194 184V183H193ZM245 184V183H244ZM103 185V184H102ZM143 185V186H142ZM181 185V183H180ZM180 185L178 184V187H180ZM195 185V184H194ZM209 185V183H208ZM214 184H212L213 186ZM217 185V184H216ZM83 186V185H82ZM101 186V187H100ZM132 186V185H131ZM151 185H149L148 187H144V189L149 190L148 188H150ZM158 186V185H157ZM184 187V184L182 185ZM188 186V185H187ZM190 186V185H189ZM211 185H209L208 187H210ZM211 186V187H212ZM227 186V185H226ZM84 189L86 191V188ZM93 187H96L95 189H97V191L94 190ZM129 187V186H128ZM154 187V186H152ZM160 187V186H159ZM171 187V186H170ZM198 187V185L196 186ZM222 187V186H221ZM246 187V186H245ZM98 188L100 190H98ZM176 188V186H175ZM188 188V187H187ZM186 188V189H187ZM200 188V187H199ZM213 188V187H212ZM229 188V187H228ZM247 188V187H246ZM89 189V190H91ZM107 189V188H106ZM141 189V188H140ZM157 189H161V188H157ZM179 189V188H178ZM185 189V188H184ZM198 189V188H197ZM227 189V188H226ZM88 190V189H87ZM143 190V189H142ZM177 190V189H176ZM182 190V187L180 189V191ZM229 190V189H228ZM250 190V189H248ZM92 191V190H91ZM90 191V192H91ZM144 191V190H143ZM146 191V190H145ZM144 191V192H145ZM151 190H149L150 192ZM166 191V190H164ZM183 191V190H182ZM186 191V190H185ZM194 191V190H193ZM198 191V190H197ZM213 191V190H212ZM247 191V190H246ZM84 192V191H82ZM108 192V191H107ZM134 192V191H133ZM141 192V191H140ZM153 192V190L151 191ZM150 192V193H151ZM160 192V191H159ZM163 192V191H162ZM189 192V191H188ZM248 192V191H247ZM252 192V191H249ZM248 192V194L250 195V193ZM85 193V192H84ZM87 193V191H86ZM85 193V194H86ZM142 193V192H141ZM154 193V192H153ZM184 193V192H183ZM236 193V192H234ZM256 193V191L254 192ZM82 194V193H81ZM83 194V196L85 195ZM88 195H90L89 193H87ZM95 194V193H94ZM94 194L91 193L92 198L94 197ZM152 194V193H151ZM176 194V195H175ZM189 194H192L191 192ZM232 194V193H231ZM252 194V193H251ZM259 194V193H258ZM143 195V193H142ZM150 195V194H149ZM154 195V194H153ZM152 195V196H153ZM233 195V194H232ZM139 196V195H138ZM150 195V197H152ZM156 196V195H155ZM154 196V197H155ZM237 196V195H236ZM89 197V196H88ZM84 198V197H83ZM86 198V195H85ZM84 198V199H85ZM149 198V197H148ZM181 198V197H179ZM189 197H187L188 199ZM232 198V197H231ZM254 198V197H253ZM252 198V199H253ZM90 199V198H87ZM235 199V198H234ZM259 199V198H258ZM261 199V196H260ZM264 199V198H263ZM86 200V199H85ZM106 200V199H105ZM148 200V199H146ZM87 201V200H86ZM94 201V199H93ZM150 201V200H148ZM252 201V200H251ZM258 201V200H257ZM92 202V200H91ZM183 202V203H182ZM149 203V202H148ZM110 204V203H109ZM119 204V203H118ZM152 204V203H151ZM150 204V206L152 207V205ZM263 204V203H262ZM261 204V205H262ZM112 205V204H111ZM183 205V208H182ZM243 205V206H242ZM252 205V204H251ZM250 205V206H251ZM264 205V204H263ZM92 206V207H91ZM264 207V206H263ZM250 207H248L249 209ZM252 208V207H251ZM96 209V210H95ZM119 211H117L116 213H120L118 215L121 216V214L123 215V217L126 219V214L125 213L123 207L120 206V208H118ZM153 209V210H152ZM128 210V209H127ZM126 210V211H127ZM259 210V209H257ZM111 210H109L110 212ZM115 211V209H114ZM256 211V210H255ZM112 212V211H111ZM259 212V211H258ZM260 213V212H259ZM260 214H264L263 212ZM175 215H177L176 219H175ZM172 217H174V221L173 224L171 221H169L171 224L167 228L164 229L162 228V226L166 225L164 224V221L166 223V221L168 219H172ZM258 217V216H257ZM263 218V217H262ZM110 219V221H109ZM117 222V223H116ZM168 222V221H167ZM117 226V227H116ZM245 231V232H244ZM254 253H256L257 255H255ZM262 255V256H261ZM263 259V258H262Z\"/></svg>","mask_w":264,"mask_h":264}]
</instances>
